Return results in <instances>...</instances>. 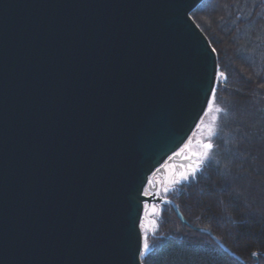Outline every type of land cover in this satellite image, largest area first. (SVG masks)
<instances>
[{
  "label": "water",
  "instance_id": "95a60500",
  "mask_svg": "<svg viewBox=\"0 0 264 264\" xmlns=\"http://www.w3.org/2000/svg\"><path fill=\"white\" fill-rule=\"evenodd\" d=\"M203 1L0 0V264H142L164 201L189 226L154 177L199 158L176 153L215 86Z\"/></svg>",
  "mask_w": 264,
  "mask_h": 264
},
{
  "label": "trees",
  "instance_id": "16d2710c",
  "mask_svg": "<svg viewBox=\"0 0 264 264\" xmlns=\"http://www.w3.org/2000/svg\"><path fill=\"white\" fill-rule=\"evenodd\" d=\"M191 17L226 76L203 116L210 122L194 131L207 137L213 128L215 148L195 180L158 194L189 226L170 205L152 204V229L141 222L151 246L141 263L242 264L193 229L202 228L246 264H264V0H204Z\"/></svg>",
  "mask_w": 264,
  "mask_h": 264
},
{
  "label": "snow or ice",
  "instance_id": "6c2138e0",
  "mask_svg": "<svg viewBox=\"0 0 264 264\" xmlns=\"http://www.w3.org/2000/svg\"><path fill=\"white\" fill-rule=\"evenodd\" d=\"M212 51L215 53L216 49L213 48ZM221 79H226L225 73L223 71H220L219 68H217L215 73H214V81L219 85V81ZM209 91H210L211 96L214 99L217 89L216 88H210ZM206 103H208L209 107L211 108V101H207ZM215 111L219 113L222 110L221 109H215ZM197 127H199V125ZM207 133H208L207 142H202V144H201L202 151L199 153L193 154L194 156H197L199 158L197 160H195L194 163L188 164L183 172H180L178 175L173 174V179H172L171 183L177 184V185L190 183L191 181L195 180L197 175L202 171L203 165L208 160H210V158H211L210 154L213 152V150L215 148V145L212 142V139L216 135V132L213 128L209 127L207 129ZM188 148H189V144H185L184 147L181 148L178 153H176V155L184 154ZM185 159H191V158L188 156H185ZM151 183L152 182L149 181V184H151ZM163 191H164V193H168L169 189L164 188ZM143 194L145 196H149V195H156L157 193L145 191ZM164 202L168 203V201H164ZM150 247H151L150 244L147 242V235H145L139 254L140 255H146L148 253V251L150 250ZM253 255H255V253H253Z\"/></svg>",
  "mask_w": 264,
  "mask_h": 264
},
{
  "label": "flooded vegetation",
  "instance_id": "af4514ba",
  "mask_svg": "<svg viewBox=\"0 0 264 264\" xmlns=\"http://www.w3.org/2000/svg\"><path fill=\"white\" fill-rule=\"evenodd\" d=\"M193 155L192 153H189L188 151L185 152L182 157L180 158V160H185V156H190ZM195 160L197 159H193L191 162H187L185 164L183 163H171L169 165H167L163 172L160 175L155 176V182L157 183V192L158 194L164 190V188H166V182L167 181H172L173 179V174H179L180 172H183L186 168V166L190 163H194Z\"/></svg>",
  "mask_w": 264,
  "mask_h": 264
},
{
  "label": "rangeland",
  "instance_id": "374dc122",
  "mask_svg": "<svg viewBox=\"0 0 264 264\" xmlns=\"http://www.w3.org/2000/svg\"><path fill=\"white\" fill-rule=\"evenodd\" d=\"M210 101V100H209ZM202 121H200L199 123H203L204 125H207L209 122H210V120H211V118L210 117H207V118H203V119H201ZM196 141H202V142H207V137L206 136H204V135H199L198 133L196 134V132L195 133H193V135L191 136V138H190V141H189V143H186V144H189V148L185 151V152H189V153H192V154H194V153H199L200 152V148L195 144V142ZM185 145V144H184ZM184 145L181 147V148H183L184 147ZM180 150H178L177 151V153L179 152ZM166 167V166H165ZM170 184H173V183H171L170 181H167L166 182V188H170ZM151 206H152V204L151 205H149V206H145V212L143 213V219L142 220H144V218L146 219V221H147V223L149 224V230H151L152 229V227H153V224H152V216L150 215V211H149V209L151 208ZM142 240H143V234H142ZM143 242V241H142Z\"/></svg>",
  "mask_w": 264,
  "mask_h": 264
},
{
  "label": "bare ground",
  "instance_id": "6f19581e",
  "mask_svg": "<svg viewBox=\"0 0 264 264\" xmlns=\"http://www.w3.org/2000/svg\"><path fill=\"white\" fill-rule=\"evenodd\" d=\"M209 41V40H208ZM210 43V42H209ZM211 45V44H210ZM208 107V106H207ZM207 110V109H206ZM205 114V113H204ZM204 116V115H203ZM203 118V117H202Z\"/></svg>",
  "mask_w": 264,
  "mask_h": 264
}]
</instances>
